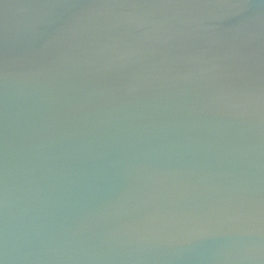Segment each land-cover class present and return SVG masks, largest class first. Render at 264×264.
Wrapping results in <instances>:
<instances>
[{
	"label": "water",
	"instance_id": "obj_1",
	"mask_svg": "<svg viewBox=\"0 0 264 264\" xmlns=\"http://www.w3.org/2000/svg\"><path fill=\"white\" fill-rule=\"evenodd\" d=\"M0 264H264V0H0Z\"/></svg>",
	"mask_w": 264,
	"mask_h": 264
}]
</instances>
